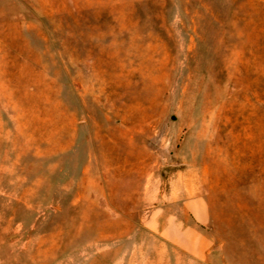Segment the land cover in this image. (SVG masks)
Masks as SVG:
<instances>
[{
    "label": "rangeland",
    "instance_id": "374dc122",
    "mask_svg": "<svg viewBox=\"0 0 264 264\" xmlns=\"http://www.w3.org/2000/svg\"><path fill=\"white\" fill-rule=\"evenodd\" d=\"M0 264H264V0H0Z\"/></svg>",
    "mask_w": 264,
    "mask_h": 264
}]
</instances>
